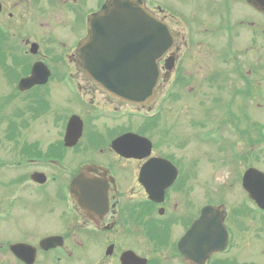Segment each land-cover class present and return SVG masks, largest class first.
I'll return each mask as SVG.
<instances>
[{
	"label": "flooded vegetation",
	"instance_id": "flooded-vegetation-1",
	"mask_svg": "<svg viewBox=\"0 0 264 264\" xmlns=\"http://www.w3.org/2000/svg\"><path fill=\"white\" fill-rule=\"evenodd\" d=\"M172 1L175 4L180 2V0ZM235 1L248 10L247 15L253 14L254 17L239 16L234 18L229 16L227 8L231 6L233 0L186 1L185 5H189L186 7L189 11L190 7L193 9L192 2H206L204 4L208 9L206 17L199 14L191 17L190 13L179 11L173 3L172 5L168 3L166 6H156L150 5L148 1L146 4L176 33V43L171 50V52H176V62L181 58L180 54L185 57V52H226L225 56L228 57L225 63H228L230 58L237 61L238 54L235 52H257V34L260 32L257 24V11L245 0ZM77 2L78 0H64L68 12ZM0 3V65H6L7 59L10 60V58L14 63V69L11 68L8 73L10 77L2 78L0 86L4 89L9 88L13 92L12 97L10 96L11 92L5 97L6 101L22 96L20 104L25 100L31 102L27 111H23L18 104L19 108L17 107V112L15 110L14 119L1 129L0 164L4 170L3 173L6 170V165L17 168L18 185L22 181V177L27 176V174L22 176V165L25 163L26 157L30 159L32 171H40L45 174L46 178L42 184L32 182L36 186L35 194L38 196V199L33 201L36 205L46 207L49 224L43 231L21 229L19 232L22 234L16 239V241L29 244L31 247L33 258L31 264H121V255L126 251H129L130 256L124 260L123 264H230L232 255L230 245L221 252H212L201 263H198L197 241L191 242L190 258L178 247V241L191 224L197 221L200 208L207 203L224 207L222 222L228 229L229 239L233 232L232 227H238L244 236L248 230L247 221L253 220L257 228V211L252 210L247 204V206L241 205L238 207L239 209L230 210V212L224 203V192L221 194L222 198L217 202L205 199V202L199 204L197 201L199 188L196 155L194 153L187 155L185 151H181L184 146H175L169 149L162 145H155V141L152 139L153 124L149 117L141 119L138 124L140 134L148 137L152 142L151 150L147 156L143 158L127 157L106 144V134L109 137H115L132 131L133 116L121 110V104L103 95L93 84L84 80L77 69L74 72L69 70L75 45L83 36L82 32H85L86 13L80 14L77 26L67 24V35L71 34V26L75 25L82 30L81 33L80 31L78 33L80 35L69 44V49L65 42H54L51 38L50 42H54L53 44L44 49L39 45L36 53L31 54L29 53L32 52L29 48L30 43L37 39L33 31V26L37 29L38 20L34 1L27 2L22 19H20V13L18 14L17 10L23 3L22 0H7L9 9L7 12L4 6L6 2L0 0ZM4 11L8 18L14 21V25L19 22V29L16 26H11V22L2 18L1 15H5ZM22 25L26 27L24 32H22ZM48 25L53 27V24ZM48 25L47 27H49ZM242 27L243 31H246L242 34L247 35L245 37L249 39L253 38V44L248 48H245L244 41L239 44V29ZM11 37L14 38L15 44L8 49ZM183 40H186L185 44L182 43ZM3 44L5 45L4 49ZM183 47L186 48L183 49ZM199 47H206V49ZM229 56L231 57L229 58ZM38 59H43L48 63L49 79L44 84H35L24 90L19 89V80L30 74L32 63ZM236 67H240V65L238 64ZM251 72L252 70L249 69L248 73L251 74ZM65 73L68 76L73 73L77 75L71 81L61 80L60 78H66ZM230 75L229 72L228 80ZM70 88L83 91V94L85 93L91 102L95 101V110L100 112H96L94 116L98 117L93 119H102L98 129L93 127L89 132L87 131L88 134H86L91 139L86 138V134L83 136V133L86 132L83 127L82 136L72 149L63 143L69 114L67 107ZM2 108L1 106L0 116H4ZM45 115L50 119L56 118L57 138L51 140L44 149H34L36 148L34 140H29L32 144H20V141L30 136L27 134L28 124L25 121H35L38 116H43L44 119ZM147 132L148 134H146ZM85 139L86 144L84 143ZM7 141L10 144H4ZM91 141L94 142L91 143ZM163 148L168 149L169 153H165L166 149ZM157 149L161 151L159 152ZM38 150H45V152L39 153ZM69 150H74L73 152L81 158L78 166L76 165L77 167L72 169L67 166L68 163L65 160L68 159ZM183 152L185 154H180ZM14 153L22 156H18L12 162H6L7 154L15 155ZM151 157H164L170 161L175 169L174 177H171V168L167 167L165 162L159 161H155L157 168H148L146 174L144 170L143 177H139L141 167ZM85 165H90L91 169L79 189V195L80 198L90 197L93 200L92 202L83 201L78 208L71 200L68 189L70 179ZM65 169L67 173H62L58 182L56 172ZM25 173L30 174V172ZM157 182L169 183L163 187V190L161 186H150L151 183ZM144 184L149 185L152 195L149 194ZM158 190H162V193H159ZM17 203L16 199L12 200L4 192L3 197L0 198V216L12 215L14 213L12 206ZM37 210L42 211L41 207ZM92 216L94 220L91 219ZM49 236L61 239H59L60 241L56 240L53 247L45 248L41 241ZM6 250L0 256L1 264H26L19 257L14 256L11 251ZM20 256L30 259L31 250L23 248L20 251Z\"/></svg>",
	"mask_w": 264,
	"mask_h": 264
},
{
	"label": "rangeland",
	"instance_id": "rangeland-1",
	"mask_svg": "<svg viewBox=\"0 0 264 264\" xmlns=\"http://www.w3.org/2000/svg\"><path fill=\"white\" fill-rule=\"evenodd\" d=\"M6 3H4L6 12L9 11L8 9V3L7 0H4ZM23 3L18 7V14L20 16V19L24 17V12L26 11L27 2L29 0H22ZM62 1V0H61ZM99 0H78V2L74 5L72 9L67 10L65 8L66 6L64 4L58 3L57 0H37V5L34 4V9L37 10V18L39 19L40 27H37V29L33 26V31L35 33V37H37L36 41L39 38L44 39L42 41L40 47L42 49L46 48L47 46L53 44L52 42H49L51 37L57 41L64 40L65 43L68 45L66 46L67 49L70 47V43H72L73 39L77 38L80 33L82 32L81 28H77L78 25L77 19L81 16L80 14L83 12H86L90 9H94L97 5ZM171 4L173 3L172 0H160L156 1L155 4ZM206 2H192V8L190 7L187 10L186 7H189V5H182V3H173L177 7V9L184 13H190L191 17L200 15L202 17H206L208 13V9L204 6ZM165 6V5H164ZM162 6V7H164ZM165 8V7H164ZM166 9V8H165ZM228 9V15L234 18L237 17H244L247 16L249 18H253L254 15H247V9H244L242 5L239 2H236L233 0L231 3V6ZM11 10V9H10ZM12 11V10H11ZM13 12V11H12ZM57 12H61L62 17H59ZM5 14V11H4ZM2 18L7 21L11 22V26H16L19 29V22H16L14 25V21L10 20L8 18V15H1ZM41 17V18H39ZM1 19V18H0ZM241 19V18H240ZM59 23H56L58 22ZM48 24H53V27H50ZM67 24H75L74 26H71L70 35H67ZM257 24L260 26L261 29V35L258 36L257 41V106L255 105L256 102L248 101L245 104L244 101L240 98L230 99L232 97V94L234 93V88H229L228 94L226 93V89L224 88L223 83V72H220L219 79H217L218 83L215 85H211V87H202L200 89H196L194 92L191 90V97L189 95H185L183 89H186L185 87H180L176 89H171L172 94H177L178 97L176 99H163L162 102L159 104L161 105L163 114L162 121H155L156 124L153 127L156 126V128L152 129V139L155 141V145H162L169 149H172L175 146L180 145H187L184 147L181 151H185L187 155H190L191 153H195L198 160V177H199V192H198V199L197 201L199 204L205 202V199L208 200H220L222 195L219 194V192H216L212 189H215L218 182L231 180L235 177V184L233 185H227L225 188V200L228 202L227 205H229L230 208H233L234 206L238 205V202L244 201L246 199V196L244 195V191L242 190L240 186V174L242 171L248 167V166H255L258 168L264 169V149L261 147L264 145L262 144H249V139H245L242 142V145L240 143V146H236L235 143H237V135L236 133H233L234 127L236 125L228 127L227 122L225 121L227 115L228 109L233 112H236L239 116V112L243 111V108H245V112L247 113L246 121L243 122V120L240 121V124L237 129L241 130V132L245 131L249 125H256L262 126L264 125V17L257 14ZM47 25L49 27H47ZM38 26V25H37ZM7 29V27H5ZM25 26L22 25V32L25 31ZM9 32L13 33L11 30H8ZM17 32V31H15ZM245 33L246 31H243V27L239 29L240 33V40L239 44L245 40V36L242 33ZM25 34V33H22ZM203 36V35H202ZM200 40V39H199ZM210 40V39H208ZM14 38L11 37L8 42V49L13 47ZM207 41V40H205ZM183 44L186 43V40L182 41ZM209 43V41H208ZM222 43V42H220ZM246 46V43H244ZM216 47V46H215ZM5 48V45L3 44V49ZM186 47H183L185 49ZM202 48L203 47H199ZM71 49V48H70ZM182 53V52H181ZM214 54L218 55L216 52H213ZM241 61L238 60V62L242 65L241 62H243L245 59V70L248 66H253V59H254V52H236ZM56 55L55 53H53ZM202 54H204L202 52ZM246 55V58H244V55ZM186 55V53H185ZM182 56V54H181ZM259 56V58H258ZM14 57V56H13ZM238 57V58H239ZM198 59L197 61H195ZM206 59L208 62H206ZM197 56L195 55V59L193 60L190 65H192V70L190 74L189 82H185L188 85H191L193 81L200 80L203 77L207 75V70H209L213 64H216L220 61H216V59H212L211 57L207 58ZM215 61V63H214ZM186 59L183 57L178 62V66H185ZM237 62V63H238ZM13 61L7 59L6 65L1 66L0 65V81L2 78L8 79L10 75L8 74L11 71V68H13ZM198 64V65H195ZM220 67L222 65H219ZM218 69H222V67ZM217 68V67H216ZM17 72V70H16ZM14 74V73H13ZM12 74V75H13ZM188 75V73L186 74ZM261 76V77H260ZM235 85L242 89L243 82L239 79L231 78ZM253 80V78L251 79ZM1 85V83H0ZM13 88V86H12ZM238 88V89H239ZM165 89V88H163ZM168 91V89H165V91ZM189 91V88H187L186 92ZM11 92V94H10ZM13 96V92L10 91L9 88L4 89L0 86V107L2 106L4 110V116H0V133L3 126L9 124L10 121L14 119V116L16 115V112L18 111L19 106L22 108L23 111H27L29 107L31 106V102L29 100H25L22 104H20L21 100L23 99L22 96H19L16 99H11L9 101L5 100V97ZM228 97H227V96ZM231 95V96H230ZM228 98L231 100V103L229 105ZM196 99V100H194ZM85 100H88V97H85ZM6 103V104H4ZM18 104H20L18 106ZM77 106L84 110V105L81 102L77 103ZM76 105H70L68 108L69 112L73 109L78 110V107ZM158 106V105H157ZM18 107V108H17ZM17 108V109H16ZM16 110V112H15ZM75 112V111H73ZM15 114V115H14ZM45 119V118H44ZM43 116H38L34 122H28L27 125V134L28 140H34L36 143V148L34 149H44L46 148V145L49 144L51 141V138L54 137V135L50 134L52 128L47 126V123L44 122ZM250 122L248 124V122ZM226 122V125H225ZM133 126H137V121L134 119L133 122H131ZM237 124V123H235ZM161 125L163 126V129L161 128ZM152 127V128H153ZM249 128V127H248ZM98 129V128H97ZM86 131H87V125H86ZM165 131L166 140L163 142L162 136ZM264 135V130L262 131ZM261 132V133H262ZM148 134V132L146 133ZM256 131L250 132V137L255 139L257 136ZM56 135V134H55ZM248 136V137H249ZM105 137H109L108 134H106ZM243 138V137H242ZM217 139V140H216ZM26 142H28L27 138L25 139ZM224 142V146H222V142ZM8 142V141H7ZM92 142V141H91ZM2 144L0 143V150H1ZM186 148V149H185ZM262 148L261 151L259 149ZM3 149V148H2ZM164 150L166 148H163ZM259 153H258V151ZM159 152L161 150L157 149ZM166 149L164 152L169 153ZM236 150V155H242L243 157H247V159H242L235 161V165L232 166V169H224L223 167V160L229 159L233 160L234 158V152ZM39 153H44L45 150H38ZM249 152L250 155L246 156L245 153ZM180 153V154H185ZM15 154V153H14ZM18 156H22L21 154H7L6 160L12 161L14 159H17ZM3 160V159H1ZM68 163V167L70 169L74 168L75 165L81 160L79 155L75 152H72L69 154L68 159L66 158ZM209 160H213V166L211 167V162ZM221 162L222 165L219 163ZM3 168H0V174L3 173ZM17 173L13 170H5V172L0 176V181L6 183V187L2 184H0V194L3 192L10 193L14 190L17 184ZM210 189V190H206ZM22 197L24 198H30L32 200L38 199V196L35 193H32L30 189H25ZM23 202V207L15 209L13 214V220L10 222H1L0 223V229L4 230L3 227H11V230L14 228V230L6 229L2 233L5 236H10V240H15L18 236L17 233L22 234V232H18L21 229H30V230H45L49 224L47 221L48 213L46 211V207L43 205H33L31 201L25 202L23 200L19 201ZM41 207L42 211H38L37 209ZM248 230L244 235V238L239 237L237 234L234 235L233 242L230 253L234 252V256L232 255L230 260L233 262H240V261H254L259 264H264V233L259 231V226L254 222L247 221ZM17 231H16V230ZM37 235H39L37 232H35ZM32 233V234H35ZM242 234V233H241Z\"/></svg>",
	"mask_w": 264,
	"mask_h": 264
},
{
	"label": "water",
	"instance_id": "water-1",
	"mask_svg": "<svg viewBox=\"0 0 264 264\" xmlns=\"http://www.w3.org/2000/svg\"><path fill=\"white\" fill-rule=\"evenodd\" d=\"M247 1L264 13V0ZM172 43L174 37L171 31L142 6V0H106L99 11L88 16L87 34L78 43L76 62L85 76L102 90L120 100L142 106L156 97V83L160 75L157 62ZM167 67L170 69L171 66ZM26 80L29 81L25 79L21 83ZM30 81L29 84L32 83ZM73 118L68 123V129L73 132L72 140L81 127L80 121L75 122ZM73 143L74 140L70 145ZM81 175L71 184V192L79 204L92 202L90 197L80 198L82 184L78 185V180ZM243 186L264 209V173L254 168L247 169ZM212 210H205L201 220L211 221L215 217ZM212 228L217 229V224ZM216 232L213 229V235ZM54 239L47 238L43 242L49 244ZM222 241L224 243L225 238ZM223 243L218 247L209 243L207 248L211 251L221 249ZM19 248V245L11 246L12 250ZM202 249L204 246L199 244V250Z\"/></svg>",
	"mask_w": 264,
	"mask_h": 264
},
{
	"label": "trees",
	"instance_id": "trees-1",
	"mask_svg": "<svg viewBox=\"0 0 264 264\" xmlns=\"http://www.w3.org/2000/svg\"><path fill=\"white\" fill-rule=\"evenodd\" d=\"M254 67V66H253ZM252 70V75L250 74V77L251 78H255V79H257V69H251ZM242 76H243V73H242ZM250 77H247V76H245L243 79H245L246 80V85L244 86V88L245 89H243V92L242 93H244L243 95H245V96H248V95H250V96H257V88H259V87H257V82L255 81V80H253V83L251 84V82H250V80L248 79V78H250ZM249 81V82H248ZM247 86V87H246ZM249 124V123H248ZM249 127V128H248ZM247 127V129H245V131H243V132H241V130H239V129H234V132L236 133V134H238L237 135V137H238V141H239V143H241V145H242V142L246 139H249V141H248V143L251 145V144H255V143H259V144H262V143H264V135H263V129H264V125H262V126H257V127H255L254 125H249ZM251 131H256L257 132V134H255V136H257L255 139H253V138H251L249 135H250V132ZM262 132V133H261ZM249 136V137H248ZM243 137V138H242ZM263 149H264V147H263ZM262 150V148H260L259 149V151H261ZM257 151H258V149H257ZM259 151H258V153H259ZM245 155L246 156H249L250 155V153L249 152H246L245 153ZM234 156L235 157H238V158H242V159H247V157H243L242 155H236V150H235V152H234Z\"/></svg>",
	"mask_w": 264,
	"mask_h": 264
}]
</instances>
